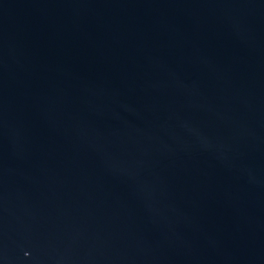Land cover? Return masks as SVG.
<instances>
[{
  "label": "water",
  "instance_id": "1",
  "mask_svg": "<svg viewBox=\"0 0 264 264\" xmlns=\"http://www.w3.org/2000/svg\"><path fill=\"white\" fill-rule=\"evenodd\" d=\"M0 264H264V0H0Z\"/></svg>",
  "mask_w": 264,
  "mask_h": 264
}]
</instances>
